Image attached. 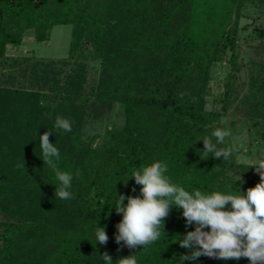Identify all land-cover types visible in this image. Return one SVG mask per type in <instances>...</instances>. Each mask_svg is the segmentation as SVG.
<instances>
[{
  "label": "trees",
  "instance_id": "1",
  "mask_svg": "<svg viewBox=\"0 0 264 264\" xmlns=\"http://www.w3.org/2000/svg\"><path fill=\"white\" fill-rule=\"evenodd\" d=\"M255 1L262 0H0V84L20 88L8 93L0 112V264H104L105 252L112 264L132 255L137 264H180L179 256L191 254L193 249L180 247L175 238L195 228L185 227L182 209L170 206L166 234L157 241L129 249L115 241L122 213L113 206L120 194L142 198V186L128 178L156 161L165 163L170 182L189 194L236 195L238 187L246 194L258 184L255 177L261 176L239 161L243 151L229 136L218 145L238 149L227 160L200 154L202 139L215 143L212 132L226 130L221 122L238 100L250 107L248 136L264 160V62L240 79L241 32H248L244 43L257 39L264 49V23L251 30L240 26L244 7ZM65 25L72 26L67 58L7 56L9 48H21L27 29H34L37 43H48L53 30ZM225 59V90L207 110L214 68ZM86 60L98 63L101 77L78 93L83 84L78 67ZM77 100L83 107L72 113L79 116L90 100L106 110L118 104L123 125L107 130L99 145L83 141L69 113ZM57 116L72 122L70 132L53 128ZM49 130L60 155L54 163L73 174L70 200L55 197L61 182L42 160L39 137ZM16 170L29 207L23 219L11 207L12 183L4 177ZM225 210H232L230 203ZM97 223L106 226V245L96 243ZM235 261L201 255L183 264H251L246 257Z\"/></svg>",
  "mask_w": 264,
  "mask_h": 264
},
{
  "label": "clouds",
  "instance_id": "2",
  "mask_svg": "<svg viewBox=\"0 0 264 264\" xmlns=\"http://www.w3.org/2000/svg\"><path fill=\"white\" fill-rule=\"evenodd\" d=\"M53 128L70 132L72 122L57 116ZM52 132L54 131H46L39 137L42 160L53 169L57 180L61 182L60 187L55 185V197L70 200L74 198L69 191L73 174L62 172L54 163L60 159V155L55 143L49 141ZM229 135V131L217 128L212 132V137L216 138L215 143L211 138L202 139L204 149L200 153L201 159L212 156L227 160L237 152L235 146L218 148ZM251 167L260 174L261 181L248 189L246 194H242L238 187L239 192L236 195L220 192L206 195L199 190L189 194L184 188H178L171 183L170 178L165 175L167 165L163 162L141 165L128 179L134 178L135 183L142 186V198L120 194L113 206L117 214L122 213V220L116 225V243L120 245L123 242L124 246L134 249L137 245L147 246L157 241L162 233L166 234L165 218L170 215L172 206L182 209L186 228L195 224L194 230L186 232L183 238L179 234L175 235L180 247L193 249L190 255L179 256L180 264L185 260H196L201 255L222 260L246 257L251 264L264 262V171H261L264 170V160ZM75 175L80 176V171L77 170ZM237 181L244 183L240 175ZM126 199L128 202L125 205ZM229 203L232 210H225ZM205 228L210 231H204ZM108 240L106 226H98L97 223L96 243L106 245ZM101 258L104 264H112V258L107 252ZM176 259L174 254L173 260ZM116 264H137V259L135 255L122 257Z\"/></svg>",
  "mask_w": 264,
  "mask_h": 264
},
{
  "label": "rangeland",
  "instance_id": "3",
  "mask_svg": "<svg viewBox=\"0 0 264 264\" xmlns=\"http://www.w3.org/2000/svg\"><path fill=\"white\" fill-rule=\"evenodd\" d=\"M243 16L240 20V26L248 24L249 30L253 28V24L261 25L264 23V0L255 1L247 7H244ZM252 25V26H251ZM248 32H241V41L239 47L242 52L240 62L243 64V70L240 74L241 80H247L249 78L251 70L254 68V64H260L264 62V49L261 48L260 41L255 40L251 43H244L245 37ZM72 38V26H58L51 35V39L48 43H37L35 40V31L32 28L27 29L22 34V46L19 50L9 48L7 50V56L10 57H34L37 59H55L60 60L68 57L69 46ZM78 67L79 75L81 74V80L83 84L77 87V92L82 93L85 86L90 88L93 81H99L101 77L100 66L97 62L92 60H86V63H80ZM77 68V66H76ZM214 78L210 82V96L207 99L206 109L211 110L213 100L218 98L225 90V81L229 72L228 59L217 64L214 68ZM6 74L8 72H5ZM78 75V74H77ZM78 77V76H77ZM74 82L75 77L70 79ZM70 85V84H68ZM72 88L70 85L69 88ZM86 87V88H87ZM20 91V88L16 85H3L0 84V112L5 105L6 98L10 95L8 93H15ZM75 95V94H74ZM243 95V94H242ZM76 96V95H75ZM242 97V96H240ZM94 101L87 102L85 111L82 115L72 113L75 109H82V102L77 100L73 103V108H69L70 119H76L77 127L82 130V139L87 143H93V145H99L107 130L114 127H121L124 123V115L121 107L116 104L111 110L103 109L102 104L98 103L94 106L91 105ZM48 105L53 108L54 102L48 101ZM75 108V109H74ZM78 110V112H79ZM249 106L240 105L237 100L232 106L228 115L222 120V125L227 131L230 132L229 138L235 146L242 149L243 154L239 156V161L249 166L257 164L258 155L256 154L257 147L250 143L248 136L247 125L245 124L246 115L249 112ZM264 159V158H263ZM263 171V170H261ZM257 172V171H256ZM20 171H11L4 174L6 182H11L12 185L8 187L9 194L11 196L10 202L13 211L17 213L21 219L24 218L25 209L29 208L25 203V196L23 194L24 186H20L19 178ZM260 176V174L257 172ZM247 177H251L252 173L246 174ZM255 180L260 183L261 178L255 177ZM22 184V183H21ZM237 259L235 263H237Z\"/></svg>",
  "mask_w": 264,
  "mask_h": 264
}]
</instances>
